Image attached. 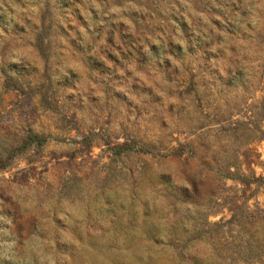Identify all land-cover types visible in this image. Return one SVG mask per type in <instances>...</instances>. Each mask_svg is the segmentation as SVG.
I'll list each match as a JSON object with an SVG mask.
<instances>
[{
	"label": "rangeland",
	"instance_id": "374dc122",
	"mask_svg": "<svg viewBox=\"0 0 264 264\" xmlns=\"http://www.w3.org/2000/svg\"><path fill=\"white\" fill-rule=\"evenodd\" d=\"M0 264H264V0H0Z\"/></svg>",
	"mask_w": 264,
	"mask_h": 264
},
{
	"label": "trees",
	"instance_id": "16d2710c",
	"mask_svg": "<svg viewBox=\"0 0 264 264\" xmlns=\"http://www.w3.org/2000/svg\"><path fill=\"white\" fill-rule=\"evenodd\" d=\"M33 137H34V139H36L37 142L39 141L38 138H36V137H37L36 135H34ZM25 143H26V142H25ZM27 143H28V142H27Z\"/></svg>",
	"mask_w": 264,
	"mask_h": 264
}]
</instances>
